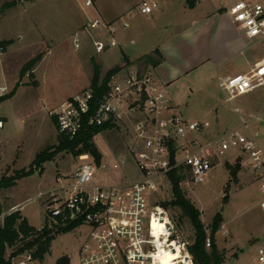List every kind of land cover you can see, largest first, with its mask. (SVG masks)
<instances>
[{
    "label": "rangeland",
    "instance_id": "obj_1",
    "mask_svg": "<svg viewBox=\"0 0 264 264\" xmlns=\"http://www.w3.org/2000/svg\"><path fill=\"white\" fill-rule=\"evenodd\" d=\"M86 1L0 0V86L8 89V93L0 97V121L3 122L0 128V205L4 212L17 206L30 225L39 230L49 223L46 217L48 201L69 197L68 188L73 184V175L82 164L71 152L60 150L61 138L48 111L90 89L96 71H99L101 84L112 70L110 68L123 58L119 47L101 54L95 52L92 37L84 27L97 15L92 8L86 7ZM99 1L101 10L108 14L112 11V4L121 2L128 4L129 12L137 14L141 3L140 0ZM156 1L160 10L163 1L169 3V0ZM211 1L229 4L234 0ZM167 10L171 13L172 8ZM127 15L122 17L130 22ZM98 32L101 31L92 34ZM78 33L82 39L79 50L74 47V37ZM103 38L106 39V34ZM253 52L255 58L262 59L263 45H255ZM96 62L101 63L103 68ZM14 91V97L7 99ZM215 94L217 100H206L202 106L203 102L190 100V110L183 114L189 120L209 123L207 135H221L241 126L240 115L235 113L234 107H239L247 119L264 112V87L233 103L227 101L226 94L221 90ZM206 107L210 111L213 107L215 109L206 115L203 112ZM216 118H219V123H216ZM258 141L264 149V130H260ZM94 143L105 157L98 173L126 176L128 181L139 178L127 150L125 131H105L95 137ZM121 157L127 165L113 171L112 164ZM21 176L23 178L15 180ZM13 181L15 184H12ZM5 186L10 187L3 188ZM181 187L187 199L200 212V221L211 244L213 220L217 216L223 217L221 227L214 234V241L225 264H256L258 249H264V208L261 207L264 191L241 161L223 159L210 172L206 183L194 186L186 178ZM172 196V193H164L161 198L166 204L173 200ZM166 212L172 221L175 236L186 244L189 251L195 241L190 220L172 206L166 207ZM152 227L158 250L150 256L151 264H190L188 258L165 251V247L179 244L159 241L168 235L162 218L155 217ZM85 233L87 228L57 235L45 260L29 264H56L64 256L70 258V264H77ZM212 247L206 245L207 251L211 252ZM12 254L13 250L9 249L6 258L9 259ZM25 255L12 259V263L24 261Z\"/></svg>",
    "mask_w": 264,
    "mask_h": 264
},
{
    "label": "built area",
    "instance_id": "obj_2",
    "mask_svg": "<svg viewBox=\"0 0 264 264\" xmlns=\"http://www.w3.org/2000/svg\"><path fill=\"white\" fill-rule=\"evenodd\" d=\"M85 5L94 4L87 0ZM158 8L156 0H143L138 10L142 15H151ZM229 14L248 40L264 48V0H234ZM120 21L123 28H129L123 17ZM84 30L92 37L97 54L119 46L115 39L116 24L101 16L89 21ZM94 31L101 32L94 35ZM81 45L78 33L74 47L79 50ZM219 87L229 103L263 88L264 57L245 74L219 79ZM7 93L8 89L0 86V97ZM234 111L240 115L239 128L217 136L207 135L210 124L175 113L166 88L152 71L138 65L124 66L112 77L109 89L100 98L90 88L49 109L48 115L56 121L59 134L70 140L87 128L125 131L127 150L139 173L135 181H124L114 175L103 178L98 173L102 163L98 165L89 154L78 156L82 164L73 175L69 197L48 201L49 229L70 225L87 228L77 264H151L150 256L158 250L152 227L153 219L158 217L166 222L168 232L159 241L163 244L168 241L170 245L176 242L182 255L194 264L186 244L175 236L161 198L164 193H172L170 174L182 171L195 186L206 183L210 172L223 159L241 161L264 191V149L258 141L260 130H264V112L247 119L239 107H234ZM126 165L121 157L111 168L119 171ZM261 207L264 208V201ZM17 211H3L0 223ZM206 245L211 247L210 238ZM32 261V255L26 254L24 261L13 264ZM256 264H264L263 248L257 251Z\"/></svg>",
    "mask_w": 264,
    "mask_h": 264
},
{
    "label": "crops",
    "instance_id": "obj_3",
    "mask_svg": "<svg viewBox=\"0 0 264 264\" xmlns=\"http://www.w3.org/2000/svg\"><path fill=\"white\" fill-rule=\"evenodd\" d=\"M92 1L93 7L88 8H92L97 17L116 24L115 39L123 58L113 68L126 65L148 68L166 88L174 112L181 116L190 110L188 102L192 99L203 102L201 106L206 100H217L215 93L221 90L219 79L245 74L261 60L253 56L254 47L259 43L248 40L229 14L234 1L216 4L211 0H198L192 9L187 0L163 1L162 10L158 8L151 15L129 12V6L124 2L112 4L108 14L101 10L99 0ZM168 7L172 8V14ZM127 13L131 33L120 21ZM155 51L159 52L157 56ZM145 56L155 57L156 64L142 65L139 59ZM98 64L103 68L101 63ZM209 109L206 107L203 112L208 115L215 108ZM104 161L102 154V163ZM100 176L105 177L102 173ZM120 178L128 180L126 176ZM10 209L22 212L17 206Z\"/></svg>",
    "mask_w": 264,
    "mask_h": 264
},
{
    "label": "trees",
    "instance_id": "obj_4",
    "mask_svg": "<svg viewBox=\"0 0 264 264\" xmlns=\"http://www.w3.org/2000/svg\"><path fill=\"white\" fill-rule=\"evenodd\" d=\"M197 2L198 0H187V5L192 9L196 6ZM1 45L2 44H0V47H2ZM158 53V51H155L154 55L157 56ZM139 62L142 63V65L149 67L156 64V59L153 56H145L139 59ZM119 71H121V68L110 70L102 80L101 84L99 71H96L91 88L95 91L98 98L102 97L103 94L107 92L112 77ZM14 95L15 91L9 94L7 99L14 97ZM53 122L57 127L56 121L53 120ZM109 130L110 127H102L98 129L87 128L83 130L74 140H70L64 135L59 134V137L61 138L60 150H67L75 157L83 154H89L94 158L98 165H101L102 154L95 145L94 139L99 134ZM21 178H23V176L15 180H19ZM185 179L186 176L183 175L182 171H174L170 174L173 200L170 203L164 204V206H172L173 208L179 209L183 216L190 220L195 231V241L193 245L189 247L194 264H225L224 257L219 253L214 241V234L221 227L223 217L217 216L213 220V224L211 226V229L213 230V244H211V246L213 245V247L211 252H209L206 249L207 230L200 221V212L193 206L191 201L187 199L185 192L181 187V184ZM12 184H15V181H13ZM9 187L10 186H5L3 188ZM2 212L3 211L0 206V214ZM53 228L54 229H49L48 224H45L42 229H36L29 224L28 220L22 216L20 211L7 216L4 223H0V264H13L12 259L23 254H31L34 261L43 262L45 257L50 253L52 243L56 236L59 234L70 233L78 228V225H70L64 229H60L57 226ZM9 249L13 250V254L9 259H7L6 253ZM179 249V245L165 247V251L171 254H177ZM182 254L181 248L178 255L186 258ZM56 264H70V258L67 256L61 257Z\"/></svg>",
    "mask_w": 264,
    "mask_h": 264
},
{
    "label": "bare ground",
    "instance_id": "obj_5",
    "mask_svg": "<svg viewBox=\"0 0 264 264\" xmlns=\"http://www.w3.org/2000/svg\"><path fill=\"white\" fill-rule=\"evenodd\" d=\"M180 249H181V247H180ZM180 249H179L178 252H177V256H178V254H179Z\"/></svg>",
    "mask_w": 264,
    "mask_h": 264
}]
</instances>
